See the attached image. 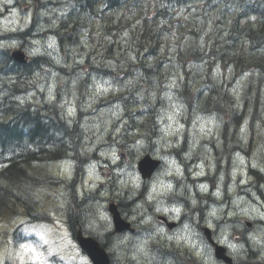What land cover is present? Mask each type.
<instances>
[{
  "label": "clouds",
  "instance_id": "obj_1",
  "mask_svg": "<svg viewBox=\"0 0 264 264\" xmlns=\"http://www.w3.org/2000/svg\"><path fill=\"white\" fill-rule=\"evenodd\" d=\"M60 2L59 9L46 8L36 12L40 22L29 35L25 29L29 27L31 16L23 13V7H29L31 13L36 7L32 0L21 7H14L15 0H0V12L7 10L8 16L18 24L6 29L16 35L0 41V68L23 73L20 86L33 89L25 97H16L21 100V105L29 99L33 103L32 115L21 118L17 130L21 138L28 141L37 123L52 129L49 135L53 139L47 146L63 154L61 163L64 164L63 183L48 192L51 199L47 202L29 188L17 195H21L27 205L35 207L39 201L45 212H55L62 226L83 229L90 240L107 252L111 264H228L225 254L232 264H252L248 259L249 249L264 258V225L255 224L257 220H264V201L252 188L240 189L235 180L225 193L222 184L229 173L222 169L219 175L216 174L217 160L225 155L220 139L225 126L234 127L233 114L246 98L248 85L264 83V67H248L236 86L228 89L221 57L227 53L229 59L239 55L250 59L255 53H250L247 47L229 53L225 48L231 44L227 39L230 35L228 25L217 26L215 21L221 18L220 15L207 10L201 14L200 8L190 12L170 8L169 18L160 20L153 27L149 9L164 7L162 0H130L132 7L125 5L128 11L118 14L109 11L106 16L100 13L108 7L109 0H100L95 7V16L87 7V0ZM249 3L250 0H235L229 16L241 12L247 14L251 11ZM173 12L174 16L171 15ZM69 13H72V23L82 25L78 29L80 44L65 46L62 52L56 35L37 38L38 33L57 28L62 19H68ZM113 15L116 20L123 16L125 22L134 21L130 28L113 33L118 37L116 43L121 46V51L114 57H105L100 52L85 64V57L101 43V37L106 42L111 41L110 36H103V29ZM45 17L51 23H43ZM145 18L149 28L161 33L159 40L146 45L145 50L162 42L161 54L147 59H143L142 54L137 55L138 45L144 43L139 36L144 29L138 26ZM176 20L183 23L178 26ZM189 25L198 36L189 34ZM93 27L97 29L95 43H90L89 32ZM232 36L235 39L238 33H232ZM214 41L219 43L214 44ZM241 43L247 42L242 40ZM81 45L86 49L83 52ZM104 46L101 44V48ZM210 51L212 55H209ZM161 61H164L162 71L157 67ZM227 71L229 76L233 74L232 65L227 66ZM5 83L11 87L15 79L0 77V88ZM213 92L215 95H211ZM226 93L235 98V105L230 99L224 100ZM209 98L213 107L207 104ZM217 104L223 112L215 110ZM45 105L47 111L38 118L36 113ZM53 111L59 113V122L55 124L52 121L56 117L50 116ZM136 112L141 115L137 116ZM125 113L129 115L125 116ZM130 121H135L138 131H129L133 127ZM141 125L143 130H140ZM248 129L249 119L246 118L235 141L245 151L250 135ZM254 132L258 147L251 162L264 173V160L259 158L264 152V105ZM185 134L187 151L180 152ZM213 144L220 149V157L213 155ZM232 147L229 144L227 150L232 157V167L246 166L248 158L240 151H232ZM29 149L37 150L26 143L23 150ZM94 152L100 159H92ZM191 160L196 163L189 171L198 169L195 175L207 176V180L196 184L189 182L184 169ZM59 166L47 165L49 171ZM84 173L94 181L89 189L98 187L99 183L104 187L98 193L82 191L78 198L73 181L78 174ZM141 192H146L147 198L136 203L131 214L128 209L120 210L128 221L122 224L109 205L114 200L127 204ZM241 193H250L251 198ZM247 220L254 222L252 229L247 228ZM168 221L177 222L174 230ZM14 226L19 228L17 247L6 243L3 255V259L11 264H15L19 249L24 246L21 241H30L31 229L35 227L27 217L20 218ZM204 227H211L213 238L224 245L226 253L218 252L203 231ZM49 231L56 232L51 226ZM36 245L44 249L46 264H59V259H52L59 254L51 245L46 249L39 242ZM77 248L76 259L80 264H95L96 258L88 247L78 244ZM164 249L168 250V255L162 251ZM193 255L195 261L191 259Z\"/></svg>",
  "mask_w": 264,
  "mask_h": 264
},
{
  "label": "trees",
  "instance_id": "obj_2",
  "mask_svg": "<svg viewBox=\"0 0 264 264\" xmlns=\"http://www.w3.org/2000/svg\"><path fill=\"white\" fill-rule=\"evenodd\" d=\"M215 0H162L165 5L162 8L149 10V15H151L153 21V27L162 19H168L170 16V8H181L187 7L189 5L195 6L196 8L210 7L211 3ZM100 0H87V7L92 10V15L95 16V7L98 5ZM132 7L130 0H109L107 8H103L100 15L106 16L109 11L112 13L128 11V8ZM202 5V7H201ZM83 5L81 6L83 10ZM248 7L251 11L247 14L241 12L230 17L228 23V31L230 35L227 37L231 41L230 45H225V48L230 53L232 51L241 50L247 47L250 53H255V56L250 59H246L244 56L239 55L228 58L227 53L221 57V63L223 65L222 72L225 75L227 73V66L232 65L233 76L230 79H226L225 83L228 89L237 84V81L243 75L244 71L248 67H264V63H259L256 61H264V0H250ZM154 12V15L152 13ZM255 17V19H252ZM115 16H111L107 19L103 34L104 36H110L111 41L106 42L104 47V54L108 57H114L119 51H121V46L116 43L117 38L113 33L120 30L119 24L124 22L115 20ZM72 13H69L67 20H61L58 27L55 28L54 34L57 36L60 45L64 47V41L66 39H75L77 44H80V35L78 34V29L82 26L78 23H72ZM175 23L179 26L183 22L178 20ZM128 24H131L130 22ZM129 25L128 28H130ZM143 31L139 32L141 41L143 44L138 45L139 51L138 56L143 59H147L149 56H157L161 54V43H156L152 46H148L145 50V46L152 44V41L159 40L161 33L154 32L152 28L148 26V19L145 18L141 25ZM73 29V34H69L68 31ZM183 30V29H181ZM232 33H238V36L234 39ZM92 34V33H91ZM89 32V36L91 37ZM189 34L192 36H198L195 29L191 28L189 25ZM222 34V33H221ZM246 41L247 43L242 44L241 41ZM214 44L219 43L214 41ZM81 45L80 51H85ZM213 52L210 51L209 55ZM167 57L165 56V59ZM225 61L227 63L225 64ZM158 70L162 71L164 68V61H161L157 66ZM63 71V70H61ZM146 72H151L150 69H146ZM124 75H128L125 73ZM0 77L7 79L8 77H13L15 83L9 86V84H3L0 88V219H11L10 217L15 216L16 209L18 206L23 207L26 213H31L36 209V206L27 205L21 195H17V192H23L26 188H29L32 192H35L37 196V189H42L44 192L47 191L49 187L50 174L45 172V168L41 167L47 160L44 157L38 155V152H44L47 157H49V148L44 140H51L53 136L50 137L48 133L52 129L42 126L40 123L36 124V127L32 133V137L28 141H24L21 138V133L17 130L18 123L21 118L26 116H31L32 111L29 109V105H21L19 99L22 93H25L24 88L20 84L24 79V74L18 72L12 68H0ZM187 80V76H185ZM262 83H257L256 85L249 84L246 89V98L243 100L238 112L233 114L232 124L234 127L225 126L222 133V138L225 140L235 139L236 136L232 133V129H237L242 124V118L244 113L252 111L251 116L257 118V112L259 111L258 105L260 101V91ZM211 95H215L213 92ZM231 100V103L235 105V98L231 97L230 93H226L224 100ZM127 103V101H126ZM209 107H213L211 104V99L207 102ZM215 110L223 112L224 109L220 107L219 104L215 105ZM36 114H40L38 111ZM256 115V117H255ZM38 117V116H37ZM53 117L56 120L52 121L53 124L59 122V114L54 111ZM62 124V122H60ZM143 127V125H141ZM33 140V141H32ZM26 143H30L36 148V151L29 149L24 151V146ZM227 143V142H225ZM227 153V151H225ZM63 158V156H62ZM49 174V175H48ZM42 191V192H43ZM45 194V193H44ZM38 197V196H37ZM43 199L47 198V195L42 196ZM38 201H36V204Z\"/></svg>",
  "mask_w": 264,
  "mask_h": 264
},
{
  "label": "rangeland",
  "instance_id": "obj_3",
  "mask_svg": "<svg viewBox=\"0 0 264 264\" xmlns=\"http://www.w3.org/2000/svg\"><path fill=\"white\" fill-rule=\"evenodd\" d=\"M41 1H42L43 4H46V6L43 9H46V8L47 9H51V8L59 9L62 6L60 0H41ZM23 2L24 3H22V6L28 4L27 0H23ZM48 2L50 3V5L47 4ZM32 3L36 4L35 2H32ZM234 6H235V0H215L214 2L211 3L210 7H204V8L202 7L200 9H201V14L203 13L204 10H207L209 13H215V14L220 15L221 18L216 20L215 24L217 26L224 27V25H226V24L229 26V23H228V21L230 19L229 11ZM23 8H25V7H23ZM193 8H195V7L194 6H189V7H182L180 9H184L185 12H190V11H193ZM174 9H176L177 11L180 10L179 8H174ZM218 9L220 10L219 12L217 11ZM149 10H155V9L154 8H150ZM34 12H35V17H33V13ZM36 12H38L37 9H32L31 13L29 11L24 13V14H30V16H31L29 24L34 22V21L37 24H39L40 21H39L38 17L36 16ZM118 13H121V11L117 12V13H114V14H118ZM171 15L174 16L175 13L173 12V13H171ZM113 16H115V15H113ZM33 19H34V21H33ZM53 19H55V15L53 16ZM120 20L124 21L123 16H121ZM47 21H48V19L44 18L43 23H45V24L51 23L50 20L48 22ZM116 21L118 22L119 20H116ZM176 21H178V20H176ZM128 23L129 22H125L124 21L121 24H119L121 27H123L120 30L123 31V29L124 28H128L129 25L132 26V23H134V21L130 22L131 24H128ZM16 26H18L17 22H14L8 16L6 10L4 12H0V35L3 32H11V31H7L6 29L11 28V27H16ZM48 30L50 31V30H52V28H48ZM96 31H97V29L95 27H93L90 30V34L92 33L91 37L89 36V42L90 43H95L94 33ZM73 32H74L73 29L68 31V33L70 35L73 34ZM14 35H15V33L12 34V35L6 36V37H1L0 41L7 40L8 38H10L11 36H14ZM103 36H104V34H103ZM116 38L118 39V37H116ZM101 44H104V45L106 44V41L103 40V37H101V43H98L96 45V48L93 49L91 52H89L88 56L85 57V59H84V63L85 64L90 63L92 56L99 55L100 52H102L105 57H108L107 55L104 54V47L105 46L103 48H101ZM76 45H77V41L75 39H66L64 41V47L60 48V50L63 52L65 46L75 47ZM84 49H85V47H84ZM88 60H89V62H88ZM125 76H127V75H125ZM231 76H233V74ZM231 76H229L228 71L224 75V77L226 79H230ZM41 95H43V94H41ZM25 96H27V95H22V97H25ZM261 99H264V88L262 90V98ZM28 101H31V99H29ZM47 108H48V106L45 105V111H47ZM52 113H54V111ZM52 113H50V114H52ZM125 116H126V113H125ZM255 117H256V115H255ZM246 118H248L249 121L255 120V118H253L250 114H248L245 117V119ZM254 126H255V124L253 125V127H251L250 124H249L248 131H249L250 135L248 136V141H247V149L249 150V152H248V154L243 153V155L248 158V160L246 161V166L237 167V168H233L231 166V169H230V173L229 174L231 176V181L233 182V180H235V182L237 184H239L240 177L242 175L246 177L247 168L249 166H253V163L251 162V157H252L253 152L258 147V145L256 143ZM129 131L134 132V128L133 127L130 128ZM221 136H222V134H221ZM111 138L112 137H111V134H110L107 137V139L110 140ZM227 141L231 142L230 140H227ZM221 146L223 148L224 144L222 143ZM212 147H213V155H214L215 154V149H217V148H216L215 144H213ZM234 149L235 148H233V150ZM243 150L244 149H241L240 152H243ZM259 158L261 160H264V152H261L259 154ZM100 171L103 172L104 169H100ZM53 173H54L53 177L59 178L57 181L62 184L63 183L64 166L56 167L55 170L53 171ZM110 174L111 173H109V175ZM81 176L82 175H80V177ZM93 183H94V181L89 179V174L87 173V176H86V179H85V185L89 189V185L93 184ZM103 187H104V184L103 183H99L98 187L93 188V189L101 190ZM251 188L252 189L254 188L253 185H251ZM262 189L263 188L260 189L261 192H262ZM161 190H162V187H161ZM258 192H259L258 190L255 191L256 194H258ZM263 196H264V191H263ZM132 199H134V198H132ZM260 200L264 201L262 198H260ZM132 208H134V207L133 206L130 207V210H129L130 213H131V209ZM19 219L20 218L14 219L10 223H8V222H6L4 220L0 221V264H11V261H5L3 259L4 246H5L6 243H10V244H12L13 247H17V245H16L17 239L14 240V238L11 236V234L13 233L14 229L16 228L14 226V223L16 221H18ZM246 223H251L252 224V226L250 228L247 227L248 229H252L254 227V222L252 220H247V221H245V224ZM255 224H259V221L258 220L255 221ZM51 227L56 230L55 233L50 232L49 231V226L48 225H42V223L39 224V225H35V227H33L31 229V232H32L31 240L27 241V242H25V241L21 242V244L24 245V246L20 247L19 252H18V258H17L15 264H46V256H45V253H44V249L38 248L37 245H36V242H39L40 244H43L45 249L48 248L49 245H51L55 249L56 253L59 254L58 256H53L52 259H59V264H80V262L76 259L77 250L68 241V239L66 237V234L63 231V227L61 226V222H60V220L57 217L53 220V223H52Z\"/></svg>",
  "mask_w": 264,
  "mask_h": 264
},
{
  "label": "water",
  "instance_id": "obj_4",
  "mask_svg": "<svg viewBox=\"0 0 264 264\" xmlns=\"http://www.w3.org/2000/svg\"><path fill=\"white\" fill-rule=\"evenodd\" d=\"M141 164L143 165V161L141 162ZM111 210L119 217V214L115 211L114 208L111 207ZM79 244L85 245L86 247H88L89 251L96 258L95 264H109L106 253L99 247V245H97L95 243V241H92V240L86 239V238H82V239H79Z\"/></svg>",
  "mask_w": 264,
  "mask_h": 264
},
{
  "label": "flooded vegetation",
  "instance_id": "obj_5",
  "mask_svg": "<svg viewBox=\"0 0 264 264\" xmlns=\"http://www.w3.org/2000/svg\"><path fill=\"white\" fill-rule=\"evenodd\" d=\"M33 1V0H32ZM34 1H37V0H34ZM16 4L17 5H20V2H16ZM168 222H174L175 223V227H176V224H177V222L176 221H168ZM175 227H173L172 229L174 230L175 229ZM211 229V228H210ZM69 230V234L71 235V236H73V233H74V231H73V229L71 228V229H68ZM135 230V229H134ZM212 230V229H211ZM162 251H164V253H165V255H168L169 253H168V250L167 249H164V250H162ZM250 254V253H249ZM257 255H259V254H257V253H255L254 255H253V257H255V256H257ZM250 256V255H249ZM252 256V255H251ZM249 259V261H250V258H248ZM256 259H257V261L258 262H262V260H264V258H262L261 256H257L256 257Z\"/></svg>",
  "mask_w": 264,
  "mask_h": 264
},
{
  "label": "bare ground",
  "instance_id": "obj_6",
  "mask_svg": "<svg viewBox=\"0 0 264 264\" xmlns=\"http://www.w3.org/2000/svg\"><path fill=\"white\" fill-rule=\"evenodd\" d=\"M54 30L55 29H52V30H50L51 32H54ZM30 31H31V28H27V29H25V33H27V34H29L30 33ZM15 35H16V33H15ZM1 38V37H0ZM232 151H240V148L237 150L236 148L233 150L232 149ZM242 153V152H241ZM57 155L59 156V157H61V156H63V154L62 153H60V152H58L57 151ZM130 204H127V206H126V209H128V210H130Z\"/></svg>",
  "mask_w": 264,
  "mask_h": 264
}]
</instances>
